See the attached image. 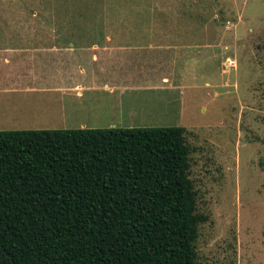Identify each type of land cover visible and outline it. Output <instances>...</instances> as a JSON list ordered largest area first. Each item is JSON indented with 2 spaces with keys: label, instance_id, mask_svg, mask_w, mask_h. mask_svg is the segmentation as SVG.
Wrapping results in <instances>:
<instances>
[{
  "label": "rangeland",
  "instance_id": "1",
  "mask_svg": "<svg viewBox=\"0 0 264 264\" xmlns=\"http://www.w3.org/2000/svg\"><path fill=\"white\" fill-rule=\"evenodd\" d=\"M90 31L199 33L186 88L43 93L0 131L183 127L197 262L264 264V0H0V32Z\"/></svg>",
  "mask_w": 264,
  "mask_h": 264
},
{
  "label": "trees",
  "instance_id": "2",
  "mask_svg": "<svg viewBox=\"0 0 264 264\" xmlns=\"http://www.w3.org/2000/svg\"><path fill=\"white\" fill-rule=\"evenodd\" d=\"M184 132L0 131V264H199Z\"/></svg>",
  "mask_w": 264,
  "mask_h": 264
},
{
  "label": "crops",
  "instance_id": "3",
  "mask_svg": "<svg viewBox=\"0 0 264 264\" xmlns=\"http://www.w3.org/2000/svg\"><path fill=\"white\" fill-rule=\"evenodd\" d=\"M196 34L0 32V118L2 111L18 118L28 107L41 104L36 97L43 93L68 95L71 103H79L88 92L113 96L116 92L165 93L186 88L182 70L186 72L188 64H182L196 57L193 51L198 49L197 42L186 41ZM57 100L64 110V100Z\"/></svg>",
  "mask_w": 264,
  "mask_h": 264
},
{
  "label": "built area",
  "instance_id": "4",
  "mask_svg": "<svg viewBox=\"0 0 264 264\" xmlns=\"http://www.w3.org/2000/svg\"><path fill=\"white\" fill-rule=\"evenodd\" d=\"M232 62H233V61L229 60V61H228V65H229V66H232V65L234 64V63H232Z\"/></svg>",
  "mask_w": 264,
  "mask_h": 264
},
{
  "label": "bare ground",
  "instance_id": "5",
  "mask_svg": "<svg viewBox=\"0 0 264 264\" xmlns=\"http://www.w3.org/2000/svg\"><path fill=\"white\" fill-rule=\"evenodd\" d=\"M232 63H234V62H232Z\"/></svg>",
  "mask_w": 264,
  "mask_h": 264
}]
</instances>
